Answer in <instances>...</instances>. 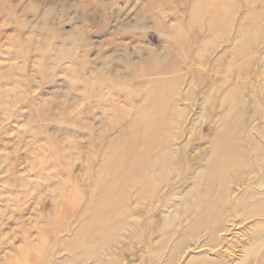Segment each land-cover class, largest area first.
I'll return each mask as SVG.
<instances>
[{
    "label": "rangeland",
    "instance_id": "1",
    "mask_svg": "<svg viewBox=\"0 0 264 264\" xmlns=\"http://www.w3.org/2000/svg\"><path fill=\"white\" fill-rule=\"evenodd\" d=\"M193 1L0 0V264H19L18 259L30 245L45 249L56 244L55 261L49 264L70 260L69 253L63 249L64 240L73 236L74 219H69L70 232L48 240L43 238L46 220L38 216L52 212L54 199L41 187L51 190L54 186L48 187L50 184L45 179H37L35 168L56 149L66 155L68 162L62 171L72 167L76 178L74 188L81 178L95 177L100 162L97 159L91 163L93 155L102 157V150L119 139L121 129L114 114L107 117L102 109L114 103L121 111L129 112L128 87L141 82L140 78H131L127 84L114 85L110 79L128 76L122 61L133 62L143 52L164 53L163 27L188 28L189 25L181 23L182 20L187 23L188 8ZM238 1L241 16H258L257 23H249L254 52L246 65L247 79L243 81L234 73L231 78L232 84L242 86L244 103L252 114L256 107L254 95L264 100V0H255V13L248 6L250 0ZM34 8L40 12L36 14ZM50 10L53 13L48 17ZM45 15L48 19L44 26ZM236 15L233 25L238 27L242 22ZM59 37L70 42L65 45ZM231 38V43L238 39L236 35ZM216 45L217 53H211L208 65L200 67L201 75L197 77L200 83L193 89V102L187 96L190 82L196 79L191 74L194 65L188 64L181 71L185 77V83L181 84L183 96L179 99L183 117L180 129L174 131L177 139L171 144L179 153L175 158L182 165L174 171L157 172L154 184L144 194L139 193L143 188L141 182L131 188L127 203L129 223L138 222L140 233H132L130 226L127 227L119 242L105 255L106 261L119 258L120 264H186L189 254L198 252L191 248L171 262L162 238L167 229L187 227L188 222L179 219L174 211L183 190L189 186L184 188L179 175L187 171L185 180L190 183L192 171H205L202 160L212 153L219 130L218 117L223 113L225 95L220 80L227 72V66L220 64L227 58L224 52L229 44L219 39ZM52 49L56 55L63 51L72 57L60 65L75 67L72 74H67L63 67L64 71H52L51 64L45 75L40 74V50L51 55ZM83 56L89 67L80 73ZM215 64L221 69H215ZM99 72L109 80L104 86L99 84L104 79ZM81 77L94 86L87 88L79 84ZM134 100L139 102L138 97ZM258 122L248 124L257 134L262 130ZM94 127L99 130L90 135L88 129ZM48 173L46 170L44 177ZM169 178L171 185L163 183ZM89 184L90 179L84 186ZM231 232L237 230L232 228ZM226 248L218 252L232 251ZM92 262L73 259L66 264Z\"/></svg>",
    "mask_w": 264,
    "mask_h": 264
},
{
    "label": "bare ground",
    "instance_id": "2",
    "mask_svg": "<svg viewBox=\"0 0 264 264\" xmlns=\"http://www.w3.org/2000/svg\"><path fill=\"white\" fill-rule=\"evenodd\" d=\"M250 1V11L255 13L257 3ZM239 6L238 0H194L188 8L187 23L183 20L181 23L189 25L188 28L163 27L164 53L143 52L133 62H121L128 76L110 79L112 84H127L131 78H140L141 82L128 87L129 112L121 111L122 108L114 103L102 109L107 117L114 114L121 129L119 139L102 150V157L93 155L91 163L97 159L100 162L95 177L81 178L74 188L76 178L72 167L62 171L68 162L66 155L56 149L51 151L50 157L42 158L41 165L35 168L37 179H45L50 184L48 187L54 186L51 190L41 187L54 199L52 212L38 216L46 220L43 238L48 240L70 232L69 219H74L73 236L64 240L63 251L69 253L68 259L91 260L92 264H120L119 258L108 262L105 255L119 242L127 227L130 226L132 233H140L138 222L129 223L127 203L131 188L141 182L143 188L139 193L144 194L147 187L154 184L157 172L174 171L182 165L175 158L179 153L171 144L177 139L174 131L180 129L183 117L179 99L183 96L181 84L185 83V77L181 71L188 64L194 65L191 74L196 79L190 82L187 96L193 102V89L200 83L197 79L201 75L200 67L208 65L210 54L217 53L216 42L224 39L229 44L224 52L227 58L220 64V67L227 66V72L220 80L225 93L222 98L224 108L218 117L219 130L213 150L202 160L204 172L191 170L192 182L185 180L187 171L180 173L184 188L189 186L183 190L174 211L188 224L180 230L167 229L162 240L171 262L193 248L198 252L189 254L186 264H264V100L255 94L256 107L249 114L242 86L231 82L233 73L243 81L247 79L246 65L254 52L249 23H257L258 16H241ZM34 11L40 12L39 9ZM51 11L48 17L52 15ZM236 14L242 22L238 27L233 25ZM259 15L261 17V12ZM47 16L42 20L44 26ZM144 21L145 18L141 23ZM231 35L238 37L234 43H231ZM60 39L65 45L70 42L68 38ZM51 52L47 55L46 50H40V74L47 73L48 64L52 65V71L66 68V73L72 74L75 67L60 66L72 57L63 51L58 55L53 49ZM88 67L84 57L80 73ZM214 67L221 69L216 64ZM98 75L104 78L99 82L100 86L109 82L101 72ZM78 83L87 88L94 86L84 82L82 77ZM136 97L139 98L137 103ZM254 121L262 124L258 134L248 127ZM88 130L90 135H95L99 129ZM99 136L102 137V133ZM46 170L49 173L44 177ZM88 179L91 184L84 186ZM163 183L172 184L170 178ZM232 228L237 232L232 233ZM224 247L232 251L219 253L218 249ZM56 249V244L45 249L30 245L18 259L19 264H49L55 261ZM70 260L66 258L56 264H66Z\"/></svg>",
    "mask_w": 264,
    "mask_h": 264
}]
</instances>
